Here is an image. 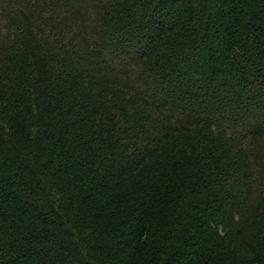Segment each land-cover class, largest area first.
Returning a JSON list of instances; mask_svg holds the SVG:
<instances>
[{"label": "trees", "instance_id": "16d2710c", "mask_svg": "<svg viewBox=\"0 0 264 264\" xmlns=\"http://www.w3.org/2000/svg\"><path fill=\"white\" fill-rule=\"evenodd\" d=\"M0 264H264V0H0Z\"/></svg>", "mask_w": 264, "mask_h": 264}]
</instances>
